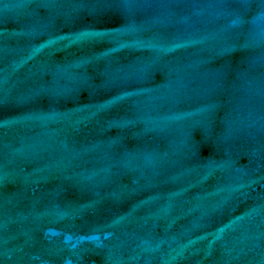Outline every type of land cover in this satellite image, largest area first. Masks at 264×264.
Masks as SVG:
<instances>
[{
	"label": "water",
	"instance_id": "1",
	"mask_svg": "<svg viewBox=\"0 0 264 264\" xmlns=\"http://www.w3.org/2000/svg\"><path fill=\"white\" fill-rule=\"evenodd\" d=\"M0 264H264V0H0Z\"/></svg>",
	"mask_w": 264,
	"mask_h": 264
}]
</instances>
